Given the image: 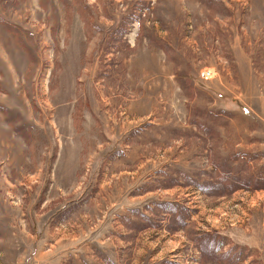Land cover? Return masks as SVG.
<instances>
[{
  "label": "rangeland",
  "instance_id": "rangeland-1",
  "mask_svg": "<svg viewBox=\"0 0 264 264\" xmlns=\"http://www.w3.org/2000/svg\"><path fill=\"white\" fill-rule=\"evenodd\" d=\"M0 264H264V0H0Z\"/></svg>",
  "mask_w": 264,
  "mask_h": 264
}]
</instances>
